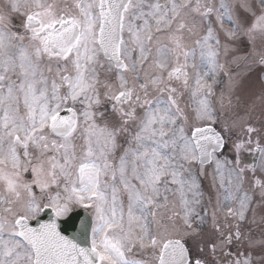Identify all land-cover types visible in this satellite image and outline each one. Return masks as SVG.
Masks as SVG:
<instances>
[{
    "label": "snow or ice",
    "instance_id": "1",
    "mask_svg": "<svg viewBox=\"0 0 264 264\" xmlns=\"http://www.w3.org/2000/svg\"><path fill=\"white\" fill-rule=\"evenodd\" d=\"M0 264H264V0H0Z\"/></svg>",
    "mask_w": 264,
    "mask_h": 264
}]
</instances>
